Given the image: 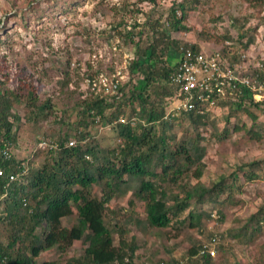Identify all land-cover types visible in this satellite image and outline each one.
<instances>
[{
	"label": "trees",
	"instance_id": "trees-1",
	"mask_svg": "<svg viewBox=\"0 0 264 264\" xmlns=\"http://www.w3.org/2000/svg\"><path fill=\"white\" fill-rule=\"evenodd\" d=\"M143 1L154 5L156 0ZM200 3L201 0H179L169 7L162 19L154 17L153 7L136 10L143 14V20L122 18L113 27L119 28L124 41L134 47L130 70L139 75V81L127 78L113 92L124 95L118 98L113 94L109 98V94L96 92L91 85L92 76H88L92 96L83 98L82 103L75 102L73 109L77 117L73 130H63L57 118L58 127L36 137L34 146L22 158L15 152L9 158L0 153V168L4 171L0 175V264H58L55 258L39 259L40 253L54 248L59 255L67 252L75 241L84 245L77 256L68 255L64 264H139L135 254L139 247L136 239L132 237L128 242L124 239L130 221L141 231L171 225L177 234L186 221L187 226L198 229L203 219L210 217V212L202 205L226 203L234 191L242 190L236 173L229 180L221 177L210 185L199 180L205 167L202 161L205 147L200 141L206 140L199 129L209 125L216 127L213 112L196 104L194 108L182 110L173 120L164 118L165 99L178 90V85L171 81L177 59L173 58V62L170 57L181 45L200 49L196 42L172 38L171 32L189 31L188 10ZM244 20L245 23L247 18ZM237 21L238 18L232 17L229 22L234 25ZM242 27L239 26L236 39L221 36L247 51L256 40L252 30L257 25L245 30H241ZM197 36L206 40L209 35L200 32ZM230 60L239 61V54H231ZM19 89L22 90L10 88L0 78V148L8 146L12 151L18 146L21 127L36 128L51 113L53 105L50 98L41 101L29 87ZM18 103H22L23 113L14 111ZM113 106L107 114V109ZM218 106L227 109L226 121L242 112L252 123L248 127L245 122L241 126L225 125L217 136L227 137L230 129H241L251 139L263 138L264 123L257 121L259 112L264 114L263 100L241 94L234 100H218ZM126 108L128 112H124ZM120 116L123 121L109 126L118 141L113 146L102 147L91 126L99 128L100 124L110 123ZM70 134L76 140L74 145H68ZM214 135L216 137V132ZM44 139L58 145L38 147L37 142ZM36 158L41 159L39 164H34ZM241 166L246 167L242 172L246 181L264 179V157ZM9 173H15L17 178L8 180ZM127 193H130L128 204L133 205L134 201L142 204V216L129 214L122 224L108 205ZM192 204H198L199 211L192 209ZM184 212L187 214L182 216ZM70 215L73 219L68 224L63 223ZM219 217L222 221L221 211ZM263 228L264 204H261L244 225L227 233L236 242L246 243L262 234ZM210 238L189 237L182 263L172 258L156 264H215L214 257L199 253ZM214 247L216 251L223 248L221 243ZM255 264H264V245Z\"/></svg>",
	"mask_w": 264,
	"mask_h": 264
},
{
	"label": "rangeland",
	"instance_id": "rangeland-1",
	"mask_svg": "<svg viewBox=\"0 0 264 264\" xmlns=\"http://www.w3.org/2000/svg\"><path fill=\"white\" fill-rule=\"evenodd\" d=\"M177 2L179 0H156L153 5L143 0H0V78L10 88L22 90L19 88L29 87L41 101L50 98L53 104L51 113L36 128L21 127L18 146L14 147L15 155L22 158L34 146L36 137L57 128V118L63 130H73L71 128L77 117L73 109L75 102L80 103L83 98L92 96L88 76L96 79L102 74L109 80L115 74L113 78H120L119 84H124L130 77L139 81V75L130 70L134 47L126 43L121 36L122 31L113 26L122 18L126 21L134 18L143 20V14L136 11L139 8L145 11L153 7L154 17L162 19L168 14L169 7ZM177 14H180L179 10ZM232 17L238 18L234 25L229 22ZM262 17L264 2L259 0H201L200 4L188 10L186 24L190 30L171 32V37L181 42H196L200 49L207 52L222 49L237 53L241 46L221 35L236 39L239 26L242 25L241 30H245L256 24V29L252 30L256 37L253 43L256 49L251 51H263L264 54ZM244 18H247L245 23ZM200 32L209 35L206 40L197 36ZM173 58L177 55L170 57L174 62ZM63 80H66L64 85L60 84ZM93 87L96 92L103 93L100 86ZM113 94L118 98L124 95L123 92L109 93L108 97ZM112 108L114 106L107 109V114ZM13 109L19 113L24 110L22 103L16 104ZM226 111V108H219L214 112L215 128L209 125L199 129L206 139L200 141L205 147L202 156L205 167L199 180L210 185L221 177L229 180L236 173L242 190L234 191L231 200L226 203L202 205L210 212V217L204 218L202 227L198 229L187 226L186 221L177 234L171 225L141 231L134 221H130L126 225L124 239L128 242L133 237L139 244L135 252L137 263L156 264L157 261H170L172 258L182 263L191 237L205 240L209 236L218 238L214 246L216 243L223 246L221 251L215 248V264L256 263L259 250L264 245V231L246 243H238L229 237L227 230L244 225L249 216L264 204V179L246 181L242 176L246 167L241 166L244 162L264 157V136L261 140L251 139L241 129H230L227 137L217 136L225 125L236 123L241 126L245 122L248 127L252 123L242 112L226 121ZM124 112H128V108ZM259 113L257 121L264 123V114ZM110 125L91 126L102 147L113 146L118 141ZM40 162V158L34 160V164ZM129 198L130 193H127L108 205L122 224L129 214L142 216V204L139 201L128 204ZM191 208L199 211L200 206L192 204ZM219 211L223 213L222 221L219 220ZM186 214L184 212L182 216ZM72 219L73 215H70L62 222L68 224ZM117 240L118 235L115 234V244ZM83 245L81 241H75L67 252L59 255L54 248L47 249L40 253L39 259L55 258L58 264H64L68 255L77 256Z\"/></svg>",
	"mask_w": 264,
	"mask_h": 264
},
{
	"label": "built area",
	"instance_id": "built-area-1",
	"mask_svg": "<svg viewBox=\"0 0 264 264\" xmlns=\"http://www.w3.org/2000/svg\"><path fill=\"white\" fill-rule=\"evenodd\" d=\"M255 47V44H250L247 51L240 50L237 52L240 60L232 61L230 56L233 52L229 50L222 52L215 49L207 52L181 45L175 53L177 65L171 75V81L178 85V90L174 95L167 97L164 118L173 120L182 110L194 108L196 104L214 113L219 109L218 100H234L241 94L264 101V54L263 51L253 53L251 50ZM114 76L115 74H112L108 80L106 76L100 74L98 78L92 80V85L100 86L105 94L113 93L120 81V78H113ZM117 121H123V117L115 118L110 123L114 124ZM75 141V138L70 136L68 145H74ZM57 145L48 139L37 142L40 148ZM0 153L3 157L9 158L14 151L4 146L0 148ZM3 174L4 171L0 168V175ZM7 177L8 180H14L17 175L9 173ZM217 240L216 236H211L210 241L200 247L199 253H208L214 257L213 243ZM1 260L4 261L2 258Z\"/></svg>",
	"mask_w": 264,
	"mask_h": 264
}]
</instances>
